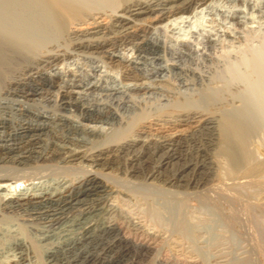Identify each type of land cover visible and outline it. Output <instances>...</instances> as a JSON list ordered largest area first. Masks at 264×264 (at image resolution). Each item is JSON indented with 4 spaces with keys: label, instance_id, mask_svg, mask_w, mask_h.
Here are the masks:
<instances>
[{
    "label": "bare ground",
    "instance_id": "bare-ground-1",
    "mask_svg": "<svg viewBox=\"0 0 264 264\" xmlns=\"http://www.w3.org/2000/svg\"><path fill=\"white\" fill-rule=\"evenodd\" d=\"M208 1L0 0V231L21 230L3 243L11 260L24 262L32 254L40 264H140L156 252V264H204L186 246L185 227L168 233L150 201L155 194L180 198L218 189L223 172L227 184H261L250 178L260 173L261 164L250 165L244 158L250 122L243 98L248 92L256 97L250 106L264 98V33L252 32L260 39L255 45L245 43L248 56L218 75L224 83L219 94H244L238 97L244 105L236 119L220 115V104L207 95L198 106L176 98L158 110H143L123 126L108 103L84 101L74 90L78 81L70 84L49 69L69 57L97 54L112 68H123L124 80L139 79L142 74L132 58H117L114 50L131 44L137 57L161 60L148 33L173 16L193 14ZM250 15L256 17L253 11ZM239 81L247 85L240 87ZM163 89L160 83L129 87L142 93ZM112 91L119 89L110 95ZM52 97L55 109L48 114L43 102ZM85 122L123 127L110 138L108 131ZM47 177L54 182H36ZM27 180L30 186L20 188ZM136 201L150 207L149 217L128 208ZM258 204L248 210L259 220L264 206ZM251 259L245 256L239 264H253Z\"/></svg>",
    "mask_w": 264,
    "mask_h": 264
},
{
    "label": "rangeland",
    "instance_id": "rangeland-1",
    "mask_svg": "<svg viewBox=\"0 0 264 264\" xmlns=\"http://www.w3.org/2000/svg\"><path fill=\"white\" fill-rule=\"evenodd\" d=\"M242 1L210 0L205 6L198 8L191 15L173 16L169 20L156 24L155 28L148 33V39L159 46V56H157L161 57V60L149 59L150 55L146 61L141 57H137L131 44L116 48L114 54L117 58L120 56L128 60L132 58L131 61L134 62V65L141 69L136 68V71L138 70L142 75L141 78L134 81L124 80L121 77L124 71L123 68H116L117 66L112 68L113 65L105 62L106 59L103 60L97 54L93 56L77 55V57H69L58 67L49 69V73L51 71L52 75L56 76L59 74L64 76V79H67L66 82L68 81L70 84L78 81L76 84L80 86L75 87L74 90L78 92V95H76L80 96L84 101L97 100L100 103H108L111 109L121 115L123 126L128 121L132 123V117L142 113L143 110H158L173 103L176 98L184 100L188 105L198 106L203 104L207 98L209 99V95H213L215 102L220 104L219 112L222 113L220 115L229 113L235 119L239 117L237 112L240 110L238 108H242L246 102L249 105L246 103L244 105L245 108L247 106H249L247 109L250 108L251 110L253 108L251 112L250 110H245V112L247 111L245 115L248 118L246 120L248 124L250 122V126L247 125L249 128L246 127L247 138L243 146H245V161L250 165L254 163L261 164L260 173L257 176L250 177L252 182L253 179L255 182L260 181L259 183L261 184L258 187L252 185L243 186V188L242 186L227 184L230 181H227L226 175L223 176L225 174L223 172L221 176L224 184L218 189L211 188L208 192L206 190L205 192H194V194L189 193L180 198L173 195L170 196L171 194H155L156 199H154L156 201L153 198L151 200L154 201H150L154 203L152 204L153 208H156L158 212L160 211L157 217H159L161 224L163 222V228L168 233H172V231L174 233L177 231L176 233H178L180 225L183 228L185 227L186 246L190 245L195 253L198 252V257L204 264H239V261L245 256H247V259L252 258L253 264H264V219H262L264 217H260V221V219L255 218L251 210H248V207H252L254 204L262 203L261 205L264 206V158H262L264 157V129H261L264 128V98L260 104L257 101L254 104L256 97H253L250 92L247 93L248 95L246 94L247 98H243L247 99L243 102L242 99H239L242 97L241 94L244 95L240 91V94H237L238 92L235 90L226 92L228 95L226 97L217 91L224 84L222 83V77L218 76L222 74L224 68L236 62L239 64L240 56H248L247 50L244 51V47L247 44L255 45L259 42L260 37L253 36L254 33L252 34V32L264 33V0H244L248 2V5H241L239 2ZM253 5L255 7L250 9ZM247 6H250V8ZM252 11L256 16L255 18L250 15ZM237 23L243 26L242 29L237 28ZM227 32L231 36L227 35ZM245 43L247 44L245 45ZM135 60H137L136 63ZM241 69L244 70L245 66L244 68H238V71ZM134 82H143L147 86L160 83L164 89L162 91L152 90V92L148 93L131 91L129 87H132ZM241 82L243 83L240 84L239 81V86L242 85L244 87V85H247V83L244 84V81ZM83 83L86 84L84 87H82ZM93 85H96L98 90L92 91V89H88ZM59 87L57 85L52 90L56 91ZM113 88H118L119 91H112L110 95V91ZM213 91L215 93H212ZM167 92L170 93V96L167 95ZM251 99L253 101L252 104H254L251 105L252 108L249 101ZM228 100L233 101L228 102ZM223 103L226 105L223 106ZM43 104L46 109L44 111L48 114L53 111L52 109H55L53 97L50 101L43 102ZM254 107L260 109L256 111L255 109L257 108ZM44 108H42V111ZM253 110L258 114H252L254 113ZM71 116L74 119L78 118L76 114ZM114 123L112 128H110L111 124L101 122H88L87 125L108 131L110 138H112L113 135L119 134V130L123 127L118 123L116 124V122ZM80 137L87 139V136L82 133ZM250 178L247 177L242 180H249ZM39 181L52 183L54 178L47 177V180L42 178L36 182ZM29 182L27 180L20 188L28 186ZM166 197L169 199H166ZM128 208L135 213L138 212L149 217L150 207L141 202L139 203V201L132 202V205ZM153 221L154 219L149 221V223ZM155 221L157 220L155 219ZM2 232L0 231V264H40L38 262L39 259L32 254L24 262L11 260V251L9 252L8 249L2 246H4V242V244L8 243L13 235L20 236L21 230L19 228L17 230V226H13L11 230H2ZM155 253L142 260L140 264H156L154 262ZM39 256L42 258L41 254Z\"/></svg>",
    "mask_w": 264,
    "mask_h": 264
}]
</instances>
